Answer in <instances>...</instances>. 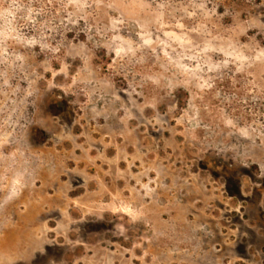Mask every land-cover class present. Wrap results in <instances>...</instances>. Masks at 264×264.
Masks as SVG:
<instances>
[{"label":"rangeland","instance_id":"rangeland-1","mask_svg":"<svg viewBox=\"0 0 264 264\" xmlns=\"http://www.w3.org/2000/svg\"><path fill=\"white\" fill-rule=\"evenodd\" d=\"M0 264H264V0H0Z\"/></svg>","mask_w":264,"mask_h":264}]
</instances>
